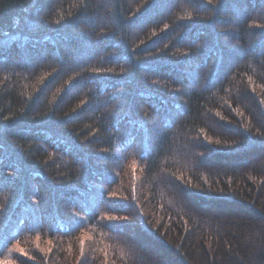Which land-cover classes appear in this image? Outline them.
Here are the masks:
<instances>
[{
  "label": "trees",
  "instance_id": "1",
  "mask_svg": "<svg viewBox=\"0 0 264 264\" xmlns=\"http://www.w3.org/2000/svg\"><path fill=\"white\" fill-rule=\"evenodd\" d=\"M0 264H264V0H0Z\"/></svg>",
  "mask_w": 264,
  "mask_h": 264
}]
</instances>
